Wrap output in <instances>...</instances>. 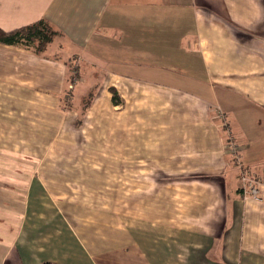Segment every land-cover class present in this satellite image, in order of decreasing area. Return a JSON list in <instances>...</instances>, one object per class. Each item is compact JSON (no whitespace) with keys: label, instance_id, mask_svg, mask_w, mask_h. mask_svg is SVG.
<instances>
[{"label":"crops","instance_id":"crops-1","mask_svg":"<svg viewBox=\"0 0 264 264\" xmlns=\"http://www.w3.org/2000/svg\"><path fill=\"white\" fill-rule=\"evenodd\" d=\"M41 20V53L0 43V264H264V0H0L6 31ZM71 54L108 71L80 127ZM118 176L140 208L87 201Z\"/></svg>","mask_w":264,"mask_h":264},{"label":"rangeland","instance_id":"rangeland-1","mask_svg":"<svg viewBox=\"0 0 264 264\" xmlns=\"http://www.w3.org/2000/svg\"><path fill=\"white\" fill-rule=\"evenodd\" d=\"M48 34L51 33L50 30H47ZM52 35V34H50ZM57 35L58 34H53L52 35V40L49 42L51 44L53 40H57ZM55 38V39H54ZM48 43V44H49ZM72 55V54H71ZM74 57V55H72ZM71 57V84L74 83V79L77 77H81L82 80H80V82L77 83V87H75V84L73 86L70 87V95H73L75 92V96H74V102L71 99L70 101V107L71 108H75L79 112L84 111L83 110V105L85 104V102L90 99L91 95H92V102L91 104H93L94 100L96 99V97L98 96V93L101 91L102 87H103V81L106 77V75L108 74V71L105 70H98L96 71L92 76H89L91 74L90 71H88L87 69L83 70L82 73L80 71L81 69V65L79 64V61L77 60V56L76 57ZM174 58V57H172ZM176 58V57H175ZM177 58H180V62L178 63V59H176L172 66L175 68L176 73L178 75L182 76V79H187V80H192V79H197L198 81H207L206 79L210 76V71L208 69V67L205 65V62L203 61V55L202 54H198L196 55L195 58H193L192 64H190L188 66V64H185V59L188 61L190 60V58H187L185 55L181 56L179 55ZM168 65V64H165ZM223 66V65H222ZM225 66V65H224ZM82 74V75H81ZM213 74H216V71L213 70ZM85 75V76H84ZM89 78L87 80H85L84 78ZM77 82V81H76ZM199 88H196L194 86H184L183 90L184 91H188L189 94H195L198 95L199 94ZM216 89H219V87H216ZM110 91V89H109ZM205 92V91H204ZM110 94L112 95V92L110 91ZM149 94V93H148ZM113 96V95H112ZM151 100V99H150ZM213 103H217L216 101H214ZM91 105L89 106V108L85 111L88 112L90 109ZM222 109H224V106L222 104ZM79 116V115H78ZM85 118V114L83 115V121ZM54 155L53 157H56V154L58 152V150H54ZM124 176V175H122ZM124 177H120L118 176V179L121 180V182H119L118 184V188L119 191L116 194L115 192V188H113L115 186L114 183H101V184H96V187L94 188L95 194H97L99 197L95 198V199H89L87 201L91 202V203H96V204H102L104 206H107L110 204L111 200L112 203H115L116 205H118V208L125 210L127 208H140L141 206L133 203H126L125 202V185L126 183L123 181ZM141 189V187H140ZM135 209V208H134Z\"/></svg>","mask_w":264,"mask_h":264},{"label":"trees","instance_id":"trees-1","mask_svg":"<svg viewBox=\"0 0 264 264\" xmlns=\"http://www.w3.org/2000/svg\"><path fill=\"white\" fill-rule=\"evenodd\" d=\"M47 30H50V34H58L51 25H49L44 20L35 22L33 24L22 26L10 31H6L0 28V43L9 45H22L29 48H34L35 51L41 53L44 48L52 40V35L48 34ZM112 92V100L114 104L122 103V97L119 94L116 87H110ZM92 102V95L83 105V110L79 112L78 126L83 124V115L85 111L89 108Z\"/></svg>","mask_w":264,"mask_h":264},{"label":"built area","instance_id":"built-area-1","mask_svg":"<svg viewBox=\"0 0 264 264\" xmlns=\"http://www.w3.org/2000/svg\"><path fill=\"white\" fill-rule=\"evenodd\" d=\"M77 80H78V77L73 80L74 83H72L70 85V87L73 86ZM231 147H232L231 152L234 155H238L237 147L235 145H232ZM240 179H241V183H242L241 192H242L243 197L245 199H247V198H254V199L260 198V192H261L260 180L256 179V177H254L251 174H249L248 172H246L243 168H241Z\"/></svg>","mask_w":264,"mask_h":264}]
</instances>
